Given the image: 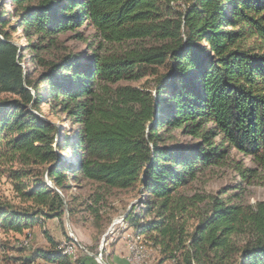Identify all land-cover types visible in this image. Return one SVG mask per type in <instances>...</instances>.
I'll list each match as a JSON object with an SVG mask.
<instances>
[{
    "label": "trees",
    "instance_id": "obj_1",
    "mask_svg": "<svg viewBox=\"0 0 264 264\" xmlns=\"http://www.w3.org/2000/svg\"><path fill=\"white\" fill-rule=\"evenodd\" d=\"M6 1L0 165L11 166L29 207L0 205V231L22 234L51 219L61 226L73 213L64 194L85 181L98 193L142 196L139 213L123 220L160 261L264 264V201L244 202L241 189L257 170L229 157L264 170V0ZM81 26L98 40L91 55L52 54L59 36ZM48 103L70 139L43 115ZM174 130L197 142L167 145ZM224 167L236 183L214 195L184 192L199 171ZM45 236L44 261L81 264Z\"/></svg>",
    "mask_w": 264,
    "mask_h": 264
},
{
    "label": "rangeland",
    "instance_id": "obj_2",
    "mask_svg": "<svg viewBox=\"0 0 264 264\" xmlns=\"http://www.w3.org/2000/svg\"><path fill=\"white\" fill-rule=\"evenodd\" d=\"M1 2L8 5L6 0H0ZM77 34H80L82 38H77ZM17 37L14 36L13 39L22 49L26 43L24 40L17 39ZM97 42L94 32L81 26L76 31H68L59 36L56 50L52 54L56 53L60 56L68 53L91 55L92 50L97 47ZM22 67L28 73H31L33 68L26 53H24ZM32 77H35V75H32ZM4 97L6 96L0 95V99ZM42 112L48 121L60 129H64L68 138L70 137V125L62 113H59L57 109H53L50 103L42 107ZM167 136L171 137L166 140L167 145L191 146L197 142V139L184 136L179 130H174ZM67 154H70V152ZM229 157L231 161L242 163L245 168L257 170L256 177L251 185H241L244 202L253 204L264 201V170L257 168L250 158L242 157L233 151L229 152ZM10 167L7 164L0 165V205H12L15 208L29 207L28 204L23 202L10 181ZM14 169H16V166H14ZM236 182L237 178L230 168L224 167L213 172L201 170L183 190L187 195L193 193L214 195L222 188ZM71 185L74 186L64 194V197L70 201L73 213L68 215L65 212L62 227L57 220H45L43 228L42 226L40 228L36 227L33 232L24 231L22 234H16L0 231V264H50L41 257L42 252L49 249L45 234L58 242L60 252V245L68 243L66 237H69L71 241L75 242L74 251L70 252V259L72 261L79 259L81 264H99L97 261V258H99L98 252H101L102 261L105 264H107L105 260L107 254L110 257L111 254L115 253L116 255L120 254L126 264H132L127 261V258L131 257L128 249L129 244L132 249L147 251L148 258L143 264H173L170 261H160V255L142 237L133 235L131 229L123 220L128 211L133 210L134 213H139L142 208L140 204L142 196L136 191H112L107 194L98 193L94 185L85 181H81L77 185L75 183ZM97 196L101 200L95 203L93 200ZM86 206L97 209L98 216L92 215L86 210ZM26 241L27 247L20 246ZM82 247L87 250L93 248V252L88 254L82 251Z\"/></svg>",
    "mask_w": 264,
    "mask_h": 264
},
{
    "label": "built area",
    "instance_id": "obj_3",
    "mask_svg": "<svg viewBox=\"0 0 264 264\" xmlns=\"http://www.w3.org/2000/svg\"><path fill=\"white\" fill-rule=\"evenodd\" d=\"M59 248H68L70 252L72 253V245L71 242H68L67 245H60ZM128 249L131 253V257L127 258V261L132 263V264H143L146 262L148 256H147V251L146 250H141V249H132L130 247V244L128 245ZM82 251H84L82 247ZM85 252V251H84ZM99 258H97L98 263L100 264V260H102L101 254H98Z\"/></svg>",
    "mask_w": 264,
    "mask_h": 264
},
{
    "label": "crops",
    "instance_id": "obj_4",
    "mask_svg": "<svg viewBox=\"0 0 264 264\" xmlns=\"http://www.w3.org/2000/svg\"><path fill=\"white\" fill-rule=\"evenodd\" d=\"M51 220H55V219H51ZM41 226L43 228V224ZM36 227L40 228V226H33L32 228H30V229H28L26 231L33 232ZM27 233H29V232H27ZM118 250L120 251V249H118ZM107 257H108V262L110 264H126L125 261H124V258L120 254L119 255H116V253L115 254H111L110 257L107 254Z\"/></svg>",
    "mask_w": 264,
    "mask_h": 264
},
{
    "label": "bare ground",
    "instance_id": "obj_5",
    "mask_svg": "<svg viewBox=\"0 0 264 264\" xmlns=\"http://www.w3.org/2000/svg\"><path fill=\"white\" fill-rule=\"evenodd\" d=\"M25 240H26V239H25ZM22 242H23V241H22ZM26 244H27V241L24 242V243H22V245H20V246H22V247H27ZM67 244H68V243H66L65 245H67ZM74 244H75V242L71 241L72 251H74ZM28 248H29V246H28ZM61 249H62V253H63L64 255H66L67 257L70 258V250H69L68 248H61ZM71 260H72V259H71ZM73 260H74V258H73Z\"/></svg>",
    "mask_w": 264,
    "mask_h": 264
},
{
    "label": "water",
    "instance_id": "obj_6",
    "mask_svg": "<svg viewBox=\"0 0 264 264\" xmlns=\"http://www.w3.org/2000/svg\"><path fill=\"white\" fill-rule=\"evenodd\" d=\"M100 264H105L102 260H100Z\"/></svg>",
    "mask_w": 264,
    "mask_h": 264
}]
</instances>
